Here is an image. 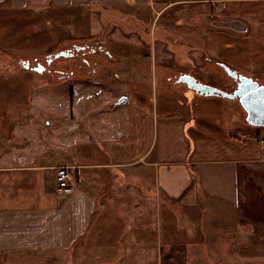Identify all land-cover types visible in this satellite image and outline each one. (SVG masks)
<instances>
[{
  "label": "crops",
  "instance_id": "0c3cea01",
  "mask_svg": "<svg viewBox=\"0 0 264 264\" xmlns=\"http://www.w3.org/2000/svg\"><path fill=\"white\" fill-rule=\"evenodd\" d=\"M244 1L264 2L193 0L192 4L210 10L213 3ZM172 4L163 0H0V5L18 11L19 5L56 7L63 18L77 22L86 21L87 9L97 11L105 27L126 20L124 25L130 29L125 37L143 31H134L133 19L141 26L146 24L149 40L163 13L177 6ZM214 18L210 12L197 17ZM166 28L164 25L158 32L159 40L176 42L175 37L165 36ZM106 52L109 59L116 60L110 50ZM135 52L117 56L131 58ZM133 66L127 72L129 67L116 68L124 70L122 79L132 81L139 69ZM165 70L151 64L152 86L161 87L159 80ZM245 76L262 81L264 72ZM164 93L167 101L181 94ZM182 94L186 99L187 93ZM215 98L192 97L193 101L223 105ZM117 105H125L119 119L110 124L100 122L92 133L90 128H83L81 134L66 132L62 140L52 134L47 145L17 147L5 128L0 131V264H200L199 259L176 257L177 252L186 255L187 244L176 246V240L170 241L164 214L160 226L147 221L146 217L154 218V214L143 209L152 207L155 195L163 204H176L186 212L201 206L202 200L238 208L243 194L240 179L264 172V147L246 127L244 109L239 108L240 122L233 124L228 134L219 126L216 132L203 128L206 113L195 115L197 108L175 111L165 103H149L142 95L131 101L127 97ZM2 121L6 123V117L0 127ZM235 127L244 134L237 135ZM259 135L264 138V128ZM59 167L72 172L71 193L56 183ZM221 214L229 217L228 212ZM212 243L216 245L217 240L209 243L210 247ZM229 261L217 258L207 264H231Z\"/></svg>",
  "mask_w": 264,
  "mask_h": 264
},
{
  "label": "rangeland",
  "instance_id": "374dc122",
  "mask_svg": "<svg viewBox=\"0 0 264 264\" xmlns=\"http://www.w3.org/2000/svg\"><path fill=\"white\" fill-rule=\"evenodd\" d=\"M163 1L177 6L162 12L164 16L150 40L146 24L142 22L141 26L133 19L130 22L134 23V31H143L137 32V36L125 37L130 29L124 25L126 20H117L105 27L97 11L87 9L86 21L77 22L63 18L58 8L47 5H19L22 7L19 11V8L11 9V5H0V22H3L0 23V117L1 120L6 117L0 131L5 128L17 147L47 145L52 134L62 140L66 132L80 133L83 128H90L92 133L100 122L112 123L122 115L125 105H117L121 98L129 97L131 101L142 95L149 103H165L175 111L197 108L195 115L206 113L202 116L206 122L203 128L216 132L215 127L219 126L229 134L233 124L240 122L241 117L237 115L239 108H243L239 100L217 96L215 99L225 108L210 101H193V95L198 93L180 79L188 74L198 82L230 93L237 89L238 81L220 63L243 76L264 72V2L213 3L209 10L192 4L193 0ZM205 12L215 15L216 19L198 20ZM143 18L149 19V16ZM164 25L169 31L165 36L175 37L176 42L159 40L157 34ZM100 32L101 36L93 38ZM85 44L103 50L95 54L75 52L74 45ZM68 50L74 53L72 59L55 58ZM108 50L117 57L115 61L105 55L104 51ZM120 52L127 56L135 53L123 59L117 56ZM49 57L54 58L51 64L46 61ZM21 60L28 61L31 68L22 69ZM36 60L45 67L43 73L33 70ZM151 64L167 69L160 76L161 87L151 84ZM119 65L129 67L126 72L133 65L139 68L132 81L122 79L126 74L116 68ZM257 81L264 84V79ZM163 92L181 94L167 101ZM245 124L264 147V138L259 135L264 127L250 125L247 117ZM235 132L244 134L239 127H235ZM26 142L31 145H24ZM250 176L240 179L243 194L238 208L202 200L201 206L186 212L176 204H163L155 195L152 207L148 205L143 212L152 210L154 218L146 217L147 221L158 222L160 226L161 214H164L170 241L176 240V246L187 244L186 255L183 251L177 252L176 257L199 259L200 264L217 258L230 260L231 264H264V172L259 177ZM226 212L229 217L222 216ZM215 240L216 245L212 243L210 247L209 243Z\"/></svg>",
  "mask_w": 264,
  "mask_h": 264
},
{
  "label": "water",
  "instance_id": "95a60500",
  "mask_svg": "<svg viewBox=\"0 0 264 264\" xmlns=\"http://www.w3.org/2000/svg\"><path fill=\"white\" fill-rule=\"evenodd\" d=\"M230 26L234 27L233 24ZM64 55L63 52L58 53L55 57ZM226 73L238 81L237 89L233 92H225L216 87L198 82L191 75H184L180 81L186 83L188 87L196 91L199 95L205 96H221L227 99H238L247 114V122L252 126L264 127V84H259L257 80L239 74L225 64H221ZM20 67L29 69L28 61L21 60ZM34 71L41 73L39 67L33 68ZM127 97L121 98L117 104L125 103Z\"/></svg>",
  "mask_w": 264,
  "mask_h": 264
},
{
  "label": "built area",
  "instance_id": "2783aa9c",
  "mask_svg": "<svg viewBox=\"0 0 264 264\" xmlns=\"http://www.w3.org/2000/svg\"><path fill=\"white\" fill-rule=\"evenodd\" d=\"M56 183L59 188L64 189L65 192L71 193L73 191V175L68 167H59L56 170Z\"/></svg>",
  "mask_w": 264,
  "mask_h": 264
},
{
  "label": "flooded vegetation",
  "instance_id": "af4514ba",
  "mask_svg": "<svg viewBox=\"0 0 264 264\" xmlns=\"http://www.w3.org/2000/svg\"><path fill=\"white\" fill-rule=\"evenodd\" d=\"M102 48V47H101ZM99 46H90V45H88V44H85V45H82V46H79V45H74V49H75V52H78V51H83V52H85V51H88V52H90V53H92V54H95L96 53V51H99V50H103V49H101ZM63 52V54L64 55H62V56H64V57H68V58H73V56H74V53H72L70 50H68V51H62ZM104 53H107L106 51H104ZM61 57V56H60ZM56 59L57 58H59V57H55ZM53 60H54V58H47V63L48 64H51L52 62H53ZM84 60L86 61V58H84ZM36 62H37V65L36 66H34L33 68H37V67H39L40 68V70H41V73H43L44 72V70H45V67L39 62V61H37L36 60ZM31 68V67H30Z\"/></svg>",
  "mask_w": 264,
  "mask_h": 264
},
{
  "label": "bare ground",
  "instance_id": "6f19581e",
  "mask_svg": "<svg viewBox=\"0 0 264 264\" xmlns=\"http://www.w3.org/2000/svg\"><path fill=\"white\" fill-rule=\"evenodd\" d=\"M241 104V103H240ZM244 109V108H243Z\"/></svg>",
  "mask_w": 264,
  "mask_h": 264
}]
</instances>
